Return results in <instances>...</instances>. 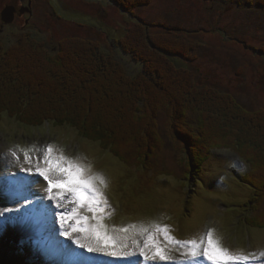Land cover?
I'll return each mask as SVG.
<instances>
[{"label": "rangeland", "instance_id": "obj_1", "mask_svg": "<svg viewBox=\"0 0 264 264\" xmlns=\"http://www.w3.org/2000/svg\"><path fill=\"white\" fill-rule=\"evenodd\" d=\"M262 1L155 0L150 6L138 10L136 16L147 24L156 25L151 29L153 36L165 34V29H174L202 44L193 66L179 57L171 59L179 66L191 68L200 84L217 87L236 97L246 109L258 112L264 111V8L259 6ZM34 3L42 17L35 18L34 26L24 32L6 29L1 39L6 45L31 38L55 52L69 38L92 40L99 42L104 52L115 55L129 75L134 77L142 72V64L133 61L115 44L128 26H133L138 19L133 20L109 0H34ZM22 25L20 22L18 27ZM48 144L65 156L90 165L92 173L107 181L106 188L98 186L108 200L104 223L110 228L135 225L138 230L156 222L173 229L172 234L178 240L199 237L206 229H214L225 248L234 252L256 253L250 257V264H264V259L259 256L264 252V229L248 227L242 220L253 194L252 188L240 181L249 172V167L233 151H215L204 165L196 187L188 185L182 158L172 148L156 157L154 170L143 172L132 164L120 163L102 151L99 144L82 140L72 128L50 124L33 129L4 117L0 122V211L18 209L21 205L14 195L18 191L16 183L21 178L19 176L28 177L29 174L21 170L28 168V164L24 163L20 150L29 149L35 163L40 149ZM13 152L20 157L19 160L12 155ZM19 169L20 174L14 172ZM10 170L13 172L8 173ZM57 191L53 189L54 193ZM44 194L38 201L40 204L32 199L36 203L27 210L25 215L28 217L22 223L28 220L24 224L30 222L38 228L42 222L48 224L43 229L44 233L38 236L41 243L51 250L47 255L49 264H86L88 257L95 264H128L127 260L93 255L77 248L63 235L64 229L58 219L61 213L74 207L67 199L70 194L65 193L66 199L60 201L61 208L48 198L46 190ZM14 201L17 204L11 203ZM78 213L92 215L85 209H79ZM0 219L13 224L18 221L14 212L5 213ZM72 223L74 221H67L65 227ZM4 225L16 242L26 238L27 233L19 230V224L14 227ZM30 242L33 241L28 240V249L23 243L20 245L23 251H17L32 261L36 253V257L39 255L38 248H32V245L41 244ZM181 249L174 248V252L179 254ZM61 253L72 256L61 258ZM171 255L176 260L183 258L181 253ZM2 259H8V264L24 262L18 258L15 262L4 245L0 246ZM130 259L133 264H145L142 257ZM32 262L35 263V256ZM147 264L160 262L149 261ZM200 264L207 262L202 260Z\"/></svg>", "mask_w": 264, "mask_h": 264}, {"label": "trees", "instance_id": "obj_2", "mask_svg": "<svg viewBox=\"0 0 264 264\" xmlns=\"http://www.w3.org/2000/svg\"><path fill=\"white\" fill-rule=\"evenodd\" d=\"M109 1L138 19L115 44L142 64V72L129 75L97 41L69 38L53 52L31 38L14 45L0 40V122L9 117L34 129L47 123L72 128L146 171L172 148L191 182L213 152L231 150L250 167L240 179L254 190L245 222L264 229V111H250L236 97L200 84L191 68L172 60L193 66L202 44L174 29L153 36L156 25L136 12L155 0Z\"/></svg>", "mask_w": 264, "mask_h": 264}, {"label": "snow or ice", "instance_id": "obj_3", "mask_svg": "<svg viewBox=\"0 0 264 264\" xmlns=\"http://www.w3.org/2000/svg\"><path fill=\"white\" fill-rule=\"evenodd\" d=\"M20 151L23 152L24 163L29 165L21 170L29 176L20 178V189L14 195L24 203L18 209H3L0 211V218L5 213L14 212L16 218L22 219L27 210L36 203L30 199L29 193L34 194L35 187L43 186V181L47 184L48 198L56 201L57 208L62 207L60 201L66 199L65 193L70 194L67 199L74 207L61 213L58 219L64 229L63 235L86 253L127 260L128 264H133L130 258L135 256L142 257L145 264L149 261H159L160 264H200L202 260L207 264H250V257L257 255L225 248L220 238L215 235L214 229H206L199 237L178 240L172 234L173 229L156 222L138 230L135 225L110 228L104 223V214L109 204L100 187L106 188L107 181L92 173L90 165L65 156L51 144L40 149L35 163L29 149ZM12 155L17 160L20 159L16 152ZM54 188L59 191L54 193ZM79 209H85L92 215H81L78 213ZM67 221L74 223L66 228ZM174 248L183 249L182 259L176 260L171 255ZM259 256L264 259V252L259 253ZM86 264L95 262L88 257Z\"/></svg>", "mask_w": 264, "mask_h": 264}, {"label": "flooded vegetation", "instance_id": "obj_4", "mask_svg": "<svg viewBox=\"0 0 264 264\" xmlns=\"http://www.w3.org/2000/svg\"><path fill=\"white\" fill-rule=\"evenodd\" d=\"M7 9L11 13L8 18L4 17V12ZM37 17L41 18L42 13L35 8L34 0H9V2L0 0V40L6 29H16V31L18 29L19 32H24L28 28L33 27V20ZM7 20H11V22H7ZM20 22L23 25L18 27Z\"/></svg>", "mask_w": 264, "mask_h": 264}, {"label": "bare ground", "instance_id": "obj_5", "mask_svg": "<svg viewBox=\"0 0 264 264\" xmlns=\"http://www.w3.org/2000/svg\"><path fill=\"white\" fill-rule=\"evenodd\" d=\"M27 167H29V165H27ZM11 172H13V170H10L8 173H11ZM14 172L15 173H18V172H20V169H19V171H17V170H14ZM18 174H20V173H18ZM2 175V174H1ZM19 177H23V176H19ZM18 183H16L17 184V187H18V190L20 189V180H19V178H18V181H17ZM42 185L43 186H36L35 187V189H34V194L33 193H29V196H30V198H33V199H35V200H37V202L43 197L42 195H44V191H45V187H47V184H46V182H43L42 183ZM45 186V187H44ZM44 192V193H43ZM39 197V198H38ZM37 198V199H36ZM13 199H15V198H13ZM17 200H19L18 198H17ZM39 204H40V202H38ZM48 219V218H47ZM23 220H25V218L23 219ZM37 220V219H36ZM28 220H26V221H24L23 223H22V221H21V225H25L24 223L25 222H27ZM0 224L2 225V221L0 222ZM55 224V223H54ZM53 224V226H54V229H55V227H56V225H54ZM37 231H39L40 233L39 234H41L42 233V230H37ZM5 233V232H4ZM51 238V237H50ZM64 250V249H63ZM48 252V253H47ZM47 253V254H46ZM51 253V250H50V248H49V250L48 251H44V255H48V254H50ZM71 254L70 253H67V254H65V253H63V255H62V253L60 254V257L61 258H71ZM143 262H145L144 260H142Z\"/></svg>", "mask_w": 264, "mask_h": 264}, {"label": "water", "instance_id": "obj_6", "mask_svg": "<svg viewBox=\"0 0 264 264\" xmlns=\"http://www.w3.org/2000/svg\"><path fill=\"white\" fill-rule=\"evenodd\" d=\"M4 13H5L4 14V17H7L8 18V16H11V13H10L9 9H7ZM7 22H11V20L10 21L7 20Z\"/></svg>", "mask_w": 264, "mask_h": 264}]
</instances>
